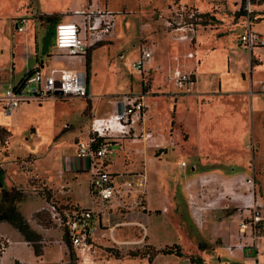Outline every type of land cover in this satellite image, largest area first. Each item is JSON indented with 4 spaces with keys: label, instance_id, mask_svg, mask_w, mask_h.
I'll list each match as a JSON object with an SVG mask.
<instances>
[{
    "label": "rangeland",
    "instance_id": "obj_1",
    "mask_svg": "<svg viewBox=\"0 0 264 264\" xmlns=\"http://www.w3.org/2000/svg\"><path fill=\"white\" fill-rule=\"evenodd\" d=\"M199 1L203 5V8L197 7V11L204 15L201 18L203 32L209 33L212 39L229 40L241 48L238 37L248 25L256 32L264 29V0H251L253 13L250 15L240 9V0ZM74 3H86L88 6L92 0H0V53H9L8 63L0 67V88H6L13 83L12 58L14 51L20 46L18 34L28 35L36 49L48 47L44 53L46 56L52 54L53 26L63 18L72 16ZM94 3L99 9L117 14L114 43H105L90 50V73L92 82H96L97 86L96 91L92 92L93 107L95 111L107 113L113 111L117 95L130 90L133 94L141 92L139 72L131 69V64L138 55V46L153 44L154 48V60L145 67L150 70L143 72L142 76L145 87L149 88L155 74L152 71L159 64L158 57L163 46L166 48V62L161 67L162 71L167 73L170 59L175 55L180 56L183 49L174 41V34L164 26V22L168 18L170 21H182L181 7L195 9V6L184 4L181 0H94ZM50 16L55 17L53 22L45 21L44 17ZM258 21L259 25L256 23ZM197 30L202 31L199 28ZM22 46L27 48L26 43ZM226 49L230 51L227 53L229 58L234 53L236 55L233 64L229 62L231 77L223 84L224 96L217 97L214 89H217L216 76L224 72L226 60L216 56L210 62L205 84L201 88L196 85L190 94L179 100L183 104L185 122L198 126L197 136L194 138L195 151L221 158L227 154L232 155L235 149L231 139L226 138L229 131L233 130L225 122L227 109L243 108V111L248 113L247 100L242 93L251 88L255 89L256 80L264 81V69H259L256 75L252 74L251 80L247 75L243 81L241 73H249V53L231 47ZM230 49H233L234 53ZM251 55L253 64H257L258 58ZM38 56L41 54L38 53ZM182 60V57H179V65ZM33 61L31 59L30 63ZM6 62L7 53L3 52L0 54V66ZM23 63L19 58L17 67ZM77 66L81 68V65ZM155 76L160 88L172 93L177 92L161 75ZM196 77L197 82L202 79L198 70ZM263 84L260 83L261 93ZM170 96H163L164 100L161 101L162 107L158 112L162 117H165V114L172 115L174 103L168 106L169 102L173 101ZM258 96L264 104V96ZM45 102L39 106L35 103L29 104L19 111L17 116L11 115L8 120L0 118L3 124L8 121L12 126L10 129L2 127L10 133V137L0 142V165H3L7 172L14 169L23 177L36 176L28 179L32 187L39 189L33 192L28 186L26 190L19 183L15 188L23 193L24 200L17 206L25 203L28 196L35 197V201H40V198L45 201L44 195L41 194L48 195L50 202L57 205L67 202L74 204L67 192L69 188L64 186L52 192L43 186L42 179L53 182L56 186L71 184V176L61 172V165L64 156L72 151L71 133L80 130L85 133L84 136L88 133L89 122L94 118L92 107L89 100L75 98L56 101L50 99ZM181 135V143L175 145L178 146V154L169 149L167 156L157 162L166 166L164 172L158 175L161 170L159 165L149 164V175L144 180L143 187L138 189L141 194L133 197L131 210L121 214L116 212L117 215L108 217V221L104 219L105 226L102 228H105L106 233L95 234L96 254L92 257L94 261L91 264H254L258 249L264 250V233L252 235V240L249 229L243 227L249 221L243 195L252 193L248 200L252 199L256 211L264 214V174L261 166L262 164L264 168V135L259 134L261 144L258 154L261 164L255 163L254 159L248 156L251 152L254 157L253 152L257 149V144L253 145L250 138L248 141L249 136L238 150L240 154H246L247 159L219 162L203 155L199 157L196 152L193 154L189 148V134L181 129ZM78 140L79 138L76 139ZM247 144L248 148L245 147ZM112 149L118 151L119 148ZM242 150L244 152H241ZM122 166V157L118 159L114 153L108 170L120 172ZM136 174L142 172L136 171ZM9 175L11 178L22 179L14 176V173ZM9 175L6 184L9 183ZM243 178L253 181L249 192L246 190L247 186L243 185ZM43 187L45 192H42ZM71 192L72 200L80 207L91 206L86 173L79 176ZM38 201L26 203L29 208L34 209L39 206ZM161 202L165 203L163 207ZM32 224L49 230L45 237H41L39 245L42 251L47 248L49 258L55 259L58 252L61 254L60 262L56 264H82L73 250L70 256L63 241L58 242L60 239L57 233L60 234V229L52 222L48 207L33 215ZM138 224H143L147 229L144 239ZM114 225L118 226L110 238L107 230ZM154 227L158 229L155 234L152 232ZM166 227L168 236L164 232ZM256 237L259 239H255ZM138 241L140 242L137 243ZM172 246L178 247V254L157 255L150 261L148 256L142 255H151L152 250ZM241 251L243 259L235 260L236 253Z\"/></svg>",
    "mask_w": 264,
    "mask_h": 264
},
{
    "label": "built area",
    "instance_id": "obj_2",
    "mask_svg": "<svg viewBox=\"0 0 264 264\" xmlns=\"http://www.w3.org/2000/svg\"><path fill=\"white\" fill-rule=\"evenodd\" d=\"M251 0H244L243 11L250 15L253 13ZM182 21L165 20V26L170 29L181 45H192L195 33L201 26V16L194 9L181 7ZM116 13L96 7L94 0L81 10L72 13L73 19L68 22L60 21L53 27L55 54L54 60L70 64V68L61 70L50 69L48 74L31 72L25 75L23 81L16 87L8 88L0 96V113L2 117L9 118L13 112L22 105L35 103L42 104L48 100H66L75 98L89 100L88 83L86 79L85 64L87 56L94 47L111 41L114 37ZM241 48L249 53L256 49H264V35L256 33L248 25L238 37ZM153 44H144L140 47L139 57L132 62L131 69L139 73L147 72L146 65L153 61ZM187 57H192L188 53ZM81 65V69L75 66ZM194 71L176 69L172 73V82L179 91L190 92L194 84ZM264 93V84L262 86ZM145 114V106L141 97L133 94H124L116 98L115 111L109 116L92 118L88 125V136L85 140L76 143L75 157L88 162V192L91 208H81L77 205L66 203L63 205L48 204V212L52 222L66 235L71 248L80 263L91 264L94 250L93 236L101 229V223L111 210L121 214L131 210L133 197L141 194L145 178L141 174L127 178L123 175H112L107 172L106 162L110 151V144L118 138L130 137L133 126L141 122ZM150 137L149 133L145 134ZM102 141H99L101 140ZM184 166V164H181ZM246 190L253 186L251 179L243 178ZM35 188L32 187V190ZM36 190H39L36 188ZM41 190V189H40ZM252 193L248 194L251 197ZM245 208L248 209L246 226L252 240L254 234L264 233V214L256 211L251 200H246ZM142 230L143 239L147 229L143 224H138ZM118 225L108 228L110 238ZM255 239H259L256 237ZM143 241V240H142ZM138 241L137 243H139ZM7 238L0 239V253L10 244ZM258 249V245H255ZM260 259L263 263L260 262ZM254 264H264V250L256 252Z\"/></svg>",
    "mask_w": 264,
    "mask_h": 264
},
{
    "label": "crops",
    "instance_id": "obj_3",
    "mask_svg": "<svg viewBox=\"0 0 264 264\" xmlns=\"http://www.w3.org/2000/svg\"><path fill=\"white\" fill-rule=\"evenodd\" d=\"M241 1V0H240ZM182 3L184 4H192L195 7V11L202 16L200 11H197V7L203 8V5L200 3L199 0H181ZM73 9L71 12L73 13L74 11L81 10L85 8L86 3L79 5L77 3H74ZM161 17V16H160ZM72 16H67L63 18V22H68L72 20ZM264 23V22H263ZM165 24V22H164ZM259 25V24H258ZM165 26V25H164ZM166 27V26H165ZM167 28V27H166ZM202 31L196 30L195 33V39L192 45H181L176 39V41L179 45H181L183 49V53L179 55H175L170 59L168 68H167V73L162 71V65L165 64L166 58L164 55L165 52V46H163V50H160V55L158 57L159 59V64L153 69L152 72L155 74L161 75L166 83L170 85L172 88H174L177 92H168L165 90V88H160L158 86V81H157V76L155 74L153 75L150 83H149V88L145 87L146 93L142 94L141 91V86H142V76L143 73H138L140 76V94H133L132 90L129 92L123 93L124 94H133L136 96L141 97L142 102L145 106V114L143 118L141 119V122L137 125L133 126V130L131 132L130 137H124V138H118L117 140L113 141V144L110 146V151L108 153L107 159L109 162V166L111 165V157L116 154L117 158L119 159L122 157L123 160V166L122 170L120 172L118 171H109V166L107 167V172L112 174V175H123L125 177H135L136 171L142 172V177L147 178L149 175V164L153 165H159L157 162L162 161L161 159H164V157L167 156L168 150L170 149L172 153L178 154L177 148L179 143L182 141V135H181V129L185 130L189 134V148L190 151H193L192 153L194 154L196 152L197 156H204V157H209V158H214L215 160H218L219 162H224L228 160L232 161H242L243 159H247L248 156H251L254 159V162L257 164H261V159L258 154V150L260 149V144L261 142L259 141V134L264 135V104L261 102L260 96H264L263 93H261L260 90V83H264L262 80H256L255 81V89H249L248 91H245L242 93L244 97H246L247 100V105H248V113L243 111V108H240L239 110H234L233 108L227 109L228 115L226 116L225 122L229 125L230 128H232V131H229V133L226 135V138L231 139L230 141L232 144L234 143L233 146H235V149L233 150V154H227L225 155L224 158L221 157H214L210 155L203 154L199 151H195V141L194 138L197 136V131H198V126L195 125H189L188 123L185 122V115L182 110V103L179 102V100H183L184 96L186 94H190L192 92V89L197 85L200 88L205 84L206 81V76L210 71V62L213 58H216V56H219L226 60L225 65L223 67V73H219L216 77L217 79V89H214L216 91L215 95L217 97L221 98L224 96L223 92V84L229 80L230 76V64L229 62L231 61L232 64L234 62V57L236 53H234L233 49H230L232 53H234L231 58L228 57L227 53L230 52L229 49L226 48H236L239 50H244L243 48H238V45H234V43L230 42L229 40L222 41L220 38L219 39H212L209 33L203 32V27L202 24L201 26L198 27ZM197 28V29H198ZM254 31V30H253ZM203 32V33H202ZM256 32V31H255ZM256 33H264V29L261 30V32H256ZM197 34V36H196ZM19 35V42L20 46L19 48L17 47L16 51L13 53V58H12V64H13V70L14 74L13 76V83L11 85H8L6 88L1 87L0 88V95L4 93V91L8 88L11 87H16L19 85L23 79L25 78V75L28 72H40L41 74L45 75L48 74L50 69H55V70H61L64 68H70V64L59 61V60H54L51 55L55 54L56 50L54 47V39L51 38L52 41V46L54 48V52L48 56H46L44 53L47 52L48 47L44 48L41 50V48L36 49L34 48V44L26 34H18ZM52 36H53V29H52ZM199 39V40H198ZM201 39V40H200ZM201 41V43L199 42ZM218 41V42H217ZM227 42V43H225ZM23 43L27 44V48H23ZM114 40L112 39L111 41L107 42L106 44H113ZM105 44V43H103ZM102 45V44H101ZM201 45L203 48H201ZM100 46V45H99ZM104 46V45H103ZM108 46V45H106ZM139 51H140V46H138V55L137 58L139 57ZM226 51V52H224ZM245 51V50H244ZM7 53V62L3 64L4 67L9 60L8 57V52ZM0 53V54H3ZM38 53L41 54V56H38ZM188 53H192V57H187ZM91 54L92 51L89 53L87 61H88V91H89V101L92 107V115L94 118H102L109 116L110 114L114 113L115 111V104H114V109L112 112H107V113H101L99 111L94 110V105H93V98L92 92L96 91V82H92V76L90 73V62H91ZM253 55H255L258 58V63L253 64L252 61V55H249L248 57V67H249V73H241V78L243 81H245L246 76L248 75L250 77V80L252 79V74L256 75V72L259 71V69H264V49H256L252 52ZM23 60V64L20 67H17V61L19 58ZM120 57H122L120 55ZM179 57H182V64H178ZM136 58V59H137ZM33 59L34 61L30 63V60ZM154 60V57H153ZM135 61V60H134ZM153 62V61H152ZM172 62V63H171ZM172 64V65H171ZM77 69L78 66H75ZM87 69V66L85 64V71ZM179 69L182 71L186 70H193L194 71V84L191 87L190 92H184V91H179L177 90L172 82V73L174 70ZM16 70V72H15ZM197 70L200 72L202 79L197 82V77H196V72ZM162 71V72H161ZM137 72V71H135ZM208 72V73H207ZM22 73V74H20ZM228 78V79H226ZM215 78H213L212 81H214ZM121 95H117L116 97H119ZM168 96L171 95V99L173 100L170 103H174L173 109H172V115L169 116L168 114H165V117H162L159 114V109H161V101L164 100L163 96ZM180 96V97H177ZM169 99V98H168ZM171 99H169L171 101ZM203 101V100H200ZM47 102V101H46ZM45 102V103H46ZM179 103V105H178ZM32 104V103H30ZM27 105H22L18 109H16L12 115L17 116V113L19 111H22V109H25ZM39 106V105H38ZM245 115V116H243ZM0 118H2V115L0 113ZM4 118V117H3ZM8 120V118H6ZM10 119V118H9ZM2 120V119H1ZM0 122L1 127H5L7 129H10L12 126L9 124V122ZM149 133L150 137H146L145 134ZM85 133H81L80 131H76L71 133L70 136V141L72 143L71 145V153L64 156L63 158V164L61 165L62 169L61 172L65 173L66 175L71 176L70 181L71 184H59L60 186H56L53 182H47V180H43V186L46 187L48 190H51L54 192V190H59L62 187L69 188L67 191L70 197V200L74 205L79 206L74 200H72V192L71 188L76 185L78 182L79 176L81 174L86 173L88 175V181H89V174H88V162L86 160H81L75 157V151H76V143L81 140H85L88 136V133L84 136ZM249 136V137H248ZM248 141L249 138L251 139V142L254 144H257V149L256 152H253L255 155L253 157V154L249 152L250 155L246 154H240L238 151L240 147L243 146L245 141ZM79 138L78 141L76 139ZM239 146V147H238ZM112 147H117L119 148L118 151L117 149H112ZM248 148V144L245 146ZM241 152H244L243 150ZM1 162V161H0ZM2 166L4 174H3V181H2V187H0V192L1 189H10L12 187H18V184L21 183L24 186V189L27 190V187L32 190L31 183L29 182L28 178H36V176H31V177H23L20 173L15 171L14 169H10V172H7L3 165ZM181 166V165H180ZM262 169H263V174H264V168L263 165L261 164ZM166 167V166H165ZM164 165H159V168L161 169L158 171V175H160L162 172H164L166 169ZM185 168V167H184ZM16 172V173H15ZM157 172V171H156ZM10 173H14V176L21 177L22 179H16V178H11ZM9 175V183L6 184V178ZM31 175V174H30ZM29 175V176H30ZM238 177V176H236ZM225 178V177H224ZM235 178V177H234ZM245 196V199L248 200V194L243 195ZM34 200H33V199ZM244 198V197H243ZM35 197L33 196H28L27 200L22 203H20L17 207L22 216L25 218V220L28 222L29 226L33 231H35L37 234H39L41 237H45L47 232L49 230L41 229L39 226H33L32 221H33V215L37 213L39 210H43L46 207H48V204L46 201L43 199H39L40 202L39 206H37L34 209H31L28 207V203L26 202H37L35 201ZM165 203L161 202V206L163 207ZM92 206V204H91ZM90 207H81V208H91ZM80 207V206H79ZM116 211L111 210L110 213L105 217L108 221V217L116 216ZM103 222L101 223V229H99L97 232H105V228H102L104 225V219ZM162 230V229H161ZM152 232L155 234L158 232V229L154 227L152 229ZM164 232L166 233V236H168V228L166 227L164 229ZM62 235L63 231L60 229V234L57 233V236L59 237V243H62ZM1 238H7L10 240V244L7 246V248L1 253L0 256V264H56L61 257V254L58 252V257L55 259L49 258L48 250L47 248H44L42 251V255L40 256H35L33 253V250L31 246L26 243L22 237L7 223L2 222L0 223V239ZM168 239V238H166ZM95 240V235L93 236V242ZM235 255H233L234 257ZM243 252H238L236 253V258L235 260H242L243 258ZM60 262V261H59ZM260 262L263 263V261L260 259Z\"/></svg>",
    "mask_w": 264,
    "mask_h": 264
},
{
    "label": "trees",
    "instance_id": "obj_4",
    "mask_svg": "<svg viewBox=\"0 0 264 264\" xmlns=\"http://www.w3.org/2000/svg\"><path fill=\"white\" fill-rule=\"evenodd\" d=\"M243 7H244V0H241L240 9L243 10ZM203 16L204 15H202L201 18ZM44 19L47 22H53L55 17L54 16L44 17ZM256 23L258 24L259 21ZM86 66H87L86 79L88 82V61L87 60H86ZM30 74L31 72H28L26 76H29ZM141 91H142V94L146 93V89L143 83L141 86ZM9 137H10V133L7 132L2 127H0V142L6 141ZM99 141H102V139ZM112 144L113 143H111L110 145ZM106 166L107 167L109 166V162H106ZM3 174H4V171L0 167V187H2ZM42 189H43L42 192H45L44 187ZM41 195L42 196L44 195L45 201L47 204L55 205V203L50 202V198L48 195L46 194H41ZM23 200H24L23 193L20 190H17L16 188L12 187L10 190L1 189V192H0V223L5 222L9 226H11L22 237V239L26 243L30 244L34 255L40 256L42 255V247L39 245V243L41 242V236L31 229L28 222L22 216V214L20 213L17 207V204ZM62 241L66 245L67 249L69 250V254L71 256L73 249L71 248V245L65 234H63ZM177 248L178 247L176 246H172L169 248L164 247L162 249L152 250L151 255L148 253H142V255L148 256V260L150 261L152 257H155L157 255L178 254V251L176 250ZM194 264H196V262H194Z\"/></svg>",
    "mask_w": 264,
    "mask_h": 264
}]
</instances>
